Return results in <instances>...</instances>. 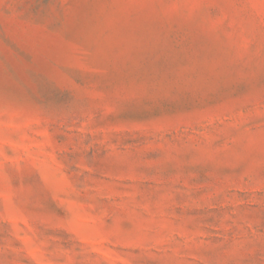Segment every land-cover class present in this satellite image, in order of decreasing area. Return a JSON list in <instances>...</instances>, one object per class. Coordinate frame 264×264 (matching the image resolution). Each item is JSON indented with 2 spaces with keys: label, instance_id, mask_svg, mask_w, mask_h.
I'll return each instance as SVG.
<instances>
[{
  "label": "rangeland",
  "instance_id": "rangeland-1",
  "mask_svg": "<svg viewBox=\"0 0 264 264\" xmlns=\"http://www.w3.org/2000/svg\"><path fill=\"white\" fill-rule=\"evenodd\" d=\"M0 264H264V0H0Z\"/></svg>",
  "mask_w": 264,
  "mask_h": 264
}]
</instances>
